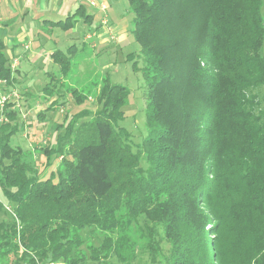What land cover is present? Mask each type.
Listing matches in <instances>:
<instances>
[{
  "label": "trees",
  "instance_id": "obj_1",
  "mask_svg": "<svg viewBox=\"0 0 264 264\" xmlns=\"http://www.w3.org/2000/svg\"><path fill=\"white\" fill-rule=\"evenodd\" d=\"M128 3L149 134L135 150L118 127L129 89L104 78L92 118L41 149L47 164L63 156L43 176L35 154L13 146L18 111H8L0 125V264H105L112 256L132 264L129 232L141 217L151 222L145 236L154 255L159 232L170 243L167 264H264L263 0ZM77 14L92 16L80 6L54 24L68 30ZM5 47L0 38V79L14 85ZM51 56L68 75L71 55ZM88 229H116L118 238L105 233L96 246L83 236Z\"/></svg>",
  "mask_w": 264,
  "mask_h": 264
},
{
  "label": "rangeland",
  "instance_id": "obj_2",
  "mask_svg": "<svg viewBox=\"0 0 264 264\" xmlns=\"http://www.w3.org/2000/svg\"><path fill=\"white\" fill-rule=\"evenodd\" d=\"M101 2L106 9L99 5ZM80 6L87 15H92L89 19L85 21L83 15H75L74 25L68 30L54 24L59 20L66 22L67 17L75 14ZM261 13L264 18V0ZM0 14V38L6 45L4 52L9 59L8 64L12 65L15 60L20 62L13 69L15 86L7 79H0L2 93H8L10 86V90L17 91L22 98L16 119L19 130L11 137V142L14 147L20 146L24 151L35 154V169L39 173L48 176L60 166L57 155L47 164V156L41 149L53 146L59 133H65L69 124L77 128L92 118L100 106L96 95L104 84V78L111 84H121L129 89V96L122 107L125 116L118 127L128 130L130 142L137 149L136 146L149 134L146 116L148 92L141 70V45L132 33L133 13L129 10L128 0H0ZM119 23L127 24L122 32L116 31ZM57 49L71 55V71L66 76L60 73L59 65L52 59L51 54ZM262 53L264 56V44ZM74 89L87 97L77 100ZM261 93L264 94V87ZM28 94L29 101L26 100ZM86 111L90 114L82 116ZM63 146L66 147L65 144ZM143 165H146L145 160ZM5 218L6 215L0 213V221ZM147 224L151 226V222L141 217L130 227V243L135 252L131 262L167 264L170 243L159 232L156 239L159 240L161 254L154 255L147 247ZM105 233L113 239L118 238L116 229L111 232L88 229L83 236L99 246ZM104 263L123 264L115 256Z\"/></svg>",
  "mask_w": 264,
  "mask_h": 264
},
{
  "label": "built area",
  "instance_id": "obj_3",
  "mask_svg": "<svg viewBox=\"0 0 264 264\" xmlns=\"http://www.w3.org/2000/svg\"><path fill=\"white\" fill-rule=\"evenodd\" d=\"M93 3L98 5V3L95 1H93ZM99 5L103 9H106V5L103 2H101ZM0 18H1V14H0ZM104 21H106V20H104ZM110 30H111V28H110ZM19 63L20 62L18 60H15L14 63L11 65L12 69H15L16 66L19 65ZM8 88H9L8 93H2L0 91V125L3 122L8 121V119H9V117L7 115L8 111L20 109L22 107V102H21L22 98H21L20 94L17 91L10 90V86ZM23 117L25 118L26 115H23ZM6 208L9 211L13 212L12 208L10 206H6Z\"/></svg>",
  "mask_w": 264,
  "mask_h": 264
},
{
  "label": "crops",
  "instance_id": "obj_4",
  "mask_svg": "<svg viewBox=\"0 0 264 264\" xmlns=\"http://www.w3.org/2000/svg\"><path fill=\"white\" fill-rule=\"evenodd\" d=\"M127 28V24H122V23H119L118 25H117V29H116V31L117 32H122V31H124L125 29ZM55 51V50H54ZM11 52H13V51H11ZM14 86H15V83H14ZM29 99H30V95L28 94V96L26 97V100H28L29 101ZM28 101H27V103H28ZM29 105V104H28ZM16 110H18V109H16ZM42 114H44L43 113V111H40ZM19 116V115H18ZM18 122V121H17ZM59 162H61V157H59Z\"/></svg>",
  "mask_w": 264,
  "mask_h": 264
}]
</instances>
